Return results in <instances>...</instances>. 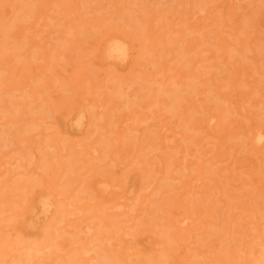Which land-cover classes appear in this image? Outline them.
Instances as JSON below:
<instances>
[{"label": "rangeland", "instance_id": "1", "mask_svg": "<svg viewBox=\"0 0 264 264\" xmlns=\"http://www.w3.org/2000/svg\"><path fill=\"white\" fill-rule=\"evenodd\" d=\"M14 1H16L17 4H23L24 3L23 0L22 1H20V0H1L0 1V5H1L0 10H2L4 8L3 4L7 3V5H8V6L6 5L7 10L5 11V13H8L7 19L8 18L9 19L8 20L5 19L6 20L5 22L8 26L12 22L10 19H12L14 16H16L15 18L18 17L17 18L18 20L20 19L19 21L17 20L18 25L16 24L13 27L11 26L12 27L11 30H10V27L6 26L9 28V29L7 28L6 31L7 32L10 31V33H12L16 30H20V31L22 30L23 33L25 32V37H24L25 39L22 38L24 35L23 34L22 36L20 35V37H19L20 39L18 38L16 41H18V40L22 41L23 39L26 41V40H28L27 39L28 35L29 36L31 35L32 38H35L34 42L37 41L36 43H39L40 45L37 47H34V48L32 47L28 51H25L26 53L24 52L25 54L23 53L21 55V57H18L17 53H19L20 51L16 50L15 48H13L14 50L9 49V50H5V51H1V53H0V93H1L0 95L2 96L1 97L2 100L4 98H6L3 100L4 102L2 104L5 105L4 103H6L7 105H10L9 106L10 112H6V109L3 107H1V109H0V128L9 129V131L6 133V137H5L7 139L0 142L3 144L4 142L7 141L6 142L7 144L4 143V145H2L3 147L0 146V264H15V263H18L17 262L18 259L23 260V261L31 260L29 264H41V263H44V264L45 263L46 264H105L104 260L99 259L100 253L101 254H108L109 253L110 255L114 254L115 256L126 254V255H124V257L122 255V257H123L125 262H130L131 260H130V258H127V255H128V252L131 253V248L133 246L136 247L137 249L142 248L143 250H147V249L150 250L151 248L155 247V251H154L155 254H159L161 252L160 249L165 248V247L171 248L170 251L168 250V252H172V253L175 252V254L176 253L180 254V252H181V254H185V252L186 253L187 252L193 253L194 251H196L195 249H192L193 247L197 248V250L203 251V253H202L203 257L200 260L199 259L197 260L196 257L193 258V256H192L188 260L189 264H191V263L192 264H254L255 262H259L263 256L262 250L264 248V244H263L264 239H262L263 237H258L257 229L264 222V189L260 191L258 188H256L257 185H256L254 180H257L258 176L263 177L262 175H264L263 173H262V175L260 174L262 172V169L264 172V149H261L260 150L261 152L258 151V153L256 155H253L252 160H255V161H252L250 159L251 157L246 153L247 148L249 146L246 144H244V145H246V147L244 145H242V146L240 145V144L244 143V141L241 142V140H242L241 138H238V137H240V135H238V133L242 129L240 127H239L240 129L236 128V127H237L238 123L239 124L244 123L243 124L244 126L249 127L250 124L258 123L261 121L264 122V103L261 102L259 104L258 101L255 102L254 105H249L247 103V104H245V107L240 106V109H241L240 114H234V115L229 114V116L227 117L228 119H226L227 122L225 121L224 126L218 127L219 129H222V130L225 129V131H224L225 134H223L224 137L222 136L221 138H215L213 136H205L206 135L205 132L208 131V127L203 128L204 130H202V131H204V132L200 131L198 133H197L198 127L196 129L195 128L192 129L190 127H191V124L192 125L194 123L196 124V121H197L196 126H198L199 122L201 121L199 119L203 118L204 113H205V111H204L205 108H202L201 106H205V104H207L205 100L209 99V97L212 95V93H211L212 91H210V90H212V88L213 89L216 88V90H217L218 86L215 84H224L225 82H228V79H227V81H224V80H226V77L228 78L229 76H231L230 74H250V75L256 76L257 79L258 78L261 79V75L264 74V63H263L264 62V40L263 39L259 40L256 38L258 33L262 34V36L264 37V20L262 17L261 18L259 17L257 21H253V20L249 21L248 16H247V14H249V13L250 14L254 13V16H256V15L258 16L259 14L262 15V13H264V7H263L264 0H240V1L235 0L237 2V5L235 6L236 9L232 8V9H229V11H228V12H231L233 10L232 12L236 13V11H237V13L242 14L243 18L242 17L238 18V21L240 20L239 21L240 23L238 22V24L239 25L242 24V26H244L243 31L245 34L244 33H242V34L238 33L236 36H234V37H239L240 39L242 38L241 39L242 42L239 43L240 39H238L237 40L238 42H237L235 39H233L234 37H232V41L234 43H236L238 49L240 47L239 50H241V47L243 48L247 45L245 43L247 36H248V38L250 37L252 39V42L250 45H253L255 47V50L251 51L249 54L253 55V53L254 54L258 53L257 55H258V57H260V59L258 57L256 58V59H258V62H255V63L249 62L250 60H244V58H242L241 55L240 56L237 54L232 55V52L226 54V56L224 55L225 56L224 57L221 55V52H222L221 50H219V52H217L218 49L215 47V45L207 44L206 47L207 48L209 47V49H207L204 45L203 46L200 45L199 47L194 46V43H196V42L194 41V39L192 40L190 38L196 36V34H198V32H196V31L191 32L190 30H185V29H187L186 28L187 25L186 24H179V22L181 21L180 18L182 17V14L180 13L179 10L181 8L184 9V7H186L188 5L182 6V7H180V6L176 7L178 9V11H176V13H177L176 15H173V14L170 15V13L167 12L166 14H164L165 16H163V15H161V12L159 9L161 7L164 8L163 7L164 5H165V7H167L168 5H166L164 3H166L168 0H158V1L157 0H152V1L151 0H125V1L124 0H53V1L51 0L50 1L49 0L48 2L46 0V1H43L42 5L40 4V6L45 5V7H47V9H45L44 6H43V8L38 6V4L41 2H37L36 5L32 4L33 7L35 5L36 8H38V9L40 8L39 11L36 12V14L40 13L41 16L43 14V18H44L41 20L40 23H36L35 19L36 18L39 19L38 17H36V18L35 17L34 18H23V15L25 14L26 9H19L15 15L12 14L11 12L14 9L9 8V7H11L10 5ZM141 1H142V3H141ZM171 1H169L167 3L169 4ZM44 2H46V3H44ZM259 2H260V4H258ZM61 3H64V4L62 5ZM157 3H159V4H157ZM46 4L50 5L52 8L49 10L48 9L49 6H47ZM73 4H75L74 5L75 8H74ZM112 4H113V6H112ZM228 4H229V2H226V5H228ZM139 5H143V7L145 9L141 6L139 7ZM156 5H159V6H156ZM170 5H171V3H170ZM119 7H120V9H119ZM126 7L133 8L134 11H132L131 13H127V12H129V9H127ZM147 7H148V9H147ZM194 7H195V9H194L195 13H192V15L193 14L194 15L190 16L191 17L190 22L193 23V22H200V21L204 20L203 17L206 14V11L200 10L197 6H194ZM208 7L211 8L212 6L209 5ZM141 8H143V10ZM176 8H175V10H177ZM188 8H189V6H188ZM258 9L259 10L263 9L262 13L261 12H259V14H258V12L255 13V11H258ZM56 10H59V12ZM121 10H122V12H121ZM146 10H149L151 12V15L150 14L146 15L148 13L145 12L146 14H145V16H143L144 11H146ZM223 10L224 9L222 8V12H223ZM21 11H23V13ZM110 11H113V12L111 13ZM117 11H120L119 14L116 13ZM209 11H211V13L214 14L212 16H215V17H211L210 18L211 20L213 18H215V20L217 18H219L218 17L219 12H217V10L216 11L213 10L214 11L213 12L212 9H210ZM226 11L227 10L225 7V10L223 12V13H225V15H227ZM20 12H21V14H20ZM47 12H49L48 13L49 16L46 15ZM115 13L117 15H121L122 18L118 19L117 15ZM135 13L136 14L138 13L137 14L138 16L135 15ZM211 13L209 14L210 16H211ZM131 14L134 15L135 18H133V16ZM59 15H61V16H59ZM127 15H128V17H130V19L127 17ZM50 16H54V17L58 16L59 18L60 17L61 18H60V20H58V17H57V19H56L57 21L55 20V25H54V22L52 23V20H50ZM123 16L126 19H123ZM172 16L174 19H172ZM21 17H22V19H21ZM78 17L81 20H79ZM136 17L139 18L140 21ZM140 17L141 18L143 17L142 20L150 17L149 20H151V21L147 22L145 25H143V23H140L142 21L140 19ZM169 19H171V20H169ZM43 20L50 23L52 26L50 27L49 25H46V23L43 22ZM136 20H137L138 24H136L137 23ZM58 21H60V24L57 25L56 22H58ZM126 21L129 22V24H127ZM130 21H131V23H130ZM169 21L173 22V24H171ZM175 21H178V23H175ZM227 21H228V23L232 22V20L229 19V17L225 18V16H224V17H222V21H220V23L226 24ZM13 22H16V21H13ZM218 22H219V20H218ZM253 22H256L258 27H260V30H258L259 28ZM33 23H35L34 26L32 25ZM69 23L71 25L74 24L73 26H75L74 27L75 29H71L70 34L64 33L65 31H67V28H68L64 24L68 25ZM132 23L134 25L135 24L136 25L135 26L131 25ZM164 23H165V25H164ZM216 24L218 25V23H216V22L213 25V27L215 29L214 33L215 32L216 33L221 32V29L223 30V28H222L223 26L222 25L217 26ZM31 25L33 27H31ZM36 25H37V27H36ZM149 25H150V27H149ZM246 26H248V27H246ZM6 27H5V29H6ZM58 27H60V29ZM147 27H148L149 31H148ZM53 28H55V29L57 28V30H55ZM82 28H84V29H82ZM151 28L153 29L152 30L153 33H151L152 32ZM155 28H156V30H155ZM170 29H172V30H170ZM175 29H176V31L177 30H183L182 33L184 32L183 37H181L182 38L181 41L179 40L180 46H177L178 43H174L175 39L177 40V38H178V37L175 38L176 37L175 35H177L175 33ZM248 29H249V32H248ZM228 30H229V28H228ZM230 30H231V28H230ZM173 31H174V33H173ZM204 31H205V29H204ZM261 31H262V33H261ZM36 32H38V33H36ZM147 32H150L151 36L149 35V38L147 36V38L145 39V35ZM63 33L65 34V37L63 36V39L61 38L58 40L57 37L58 36L62 37V35H64ZM112 33L114 35H117L120 33H121L120 35H122V33H123L126 37L128 36V38L132 42L135 43L134 46L137 47V51L131 55V57L128 59V61L122 62L121 60H117V61L108 60L104 56L105 54L102 51V49H103L102 47H103L104 43L106 42V38H107L106 36H108L109 34L112 35ZM182 33H179L178 36ZM0 34H3V33H0ZM57 34H59V35H57ZM154 34L156 36L158 34V36L156 37V36H154ZM171 35H174V37L171 38L170 37ZM2 36L0 35L1 41H3V39H4ZM82 36H84V37H82ZM102 36H104L105 39ZM230 37L231 36H229V38ZM42 39H44V40H42ZM45 39H46V41H45ZM154 39L156 40V42L158 40L160 41V39L161 40L166 39V40L165 41L163 40L164 43H161L159 45L157 51L156 50L151 51L150 53L149 52L148 53L142 52L143 51L142 45L150 44L153 42ZM172 39H174V40H172ZM253 39H256V40H253ZM66 40L69 41L68 43H66L67 45H64V47L61 46V43L63 41H66ZM150 40H151V42H150ZM163 41H161V42H163ZM46 42H47V45H46ZM238 43H239V45H238ZM163 44L166 47H169V49L175 48V46H176V48L173 50L171 49V51L168 50V48H167V50L166 49L162 50V49H160V47L163 46ZM187 44H190L191 47L190 46L186 47ZM173 45H174V47H173ZM66 46H67V48H66ZM141 46H142V48H141ZM0 47H1V45H0ZM53 47L59 48V49L57 48L58 49V50H56L57 52L53 49L56 53L53 50H51ZM185 48H187L188 50L190 49V52H188L187 54H182L184 51H186ZM32 49H33V51H32ZM210 49H212V50H210ZM0 50H4V49H0ZM243 50H244V48H243ZM167 51H168V53H167ZM33 52H35V53H33ZM58 52H59V54H58ZM212 52H216L217 54L216 53L212 54ZM60 53L65 54V55L63 56ZM141 53H144V54H141ZM199 53H200V55L198 56ZM190 56H193V57L191 58ZM206 56L209 59H206L207 58ZM219 56H221V57H219ZM158 57H160V58H158ZM215 57H216V59H215ZM247 59H248V57H247ZM56 64H57V66H56ZM155 70H157V71H155ZM55 74L56 75L61 74V76H63V74H64L67 77L66 78L67 83L65 82V86H63V85L61 86V84H60V86H58L59 84L54 85L53 86L54 88L53 87L50 88V90H49L50 93L48 91H46V93L43 94L44 96L49 98V102H46L45 107H43L44 110L40 114L32 113L31 111H29L28 114L21 116L22 113L20 110L23 109L22 105H19L17 107V108H19V110L14 112V109L16 108V106L11 105L10 101H8V103H7V99L9 100L11 98L14 99V101L20 102V103L28 102L27 100L31 101L32 99L35 98V96L37 98H39L38 93H36L35 95L30 93L29 96H27V97H26V95L24 96V94L26 93V91H29V90L34 89V91H36V89H39V88L43 89L44 86H46L44 83L45 78L53 75L52 76V79H53L56 76ZM172 74H174V75H172ZM178 74H179V76H178ZM180 74H181V76H180ZM194 74H197V75L200 74V77H202V78H200V77L199 78L201 80L204 77L209 78L207 76L210 75L211 79H209V80L212 84L209 82L210 83L209 85L205 83V87L202 86L204 84H202V81L198 77H196V78L199 79L200 81L196 80ZM163 75H165V78ZM212 75H214V76H212ZM61 76H60V78H61ZM72 76L74 77V80L78 81L80 79V81H81V82L78 81L79 83L75 81L74 83L75 84L77 83L76 85L73 83V81L71 82L75 85V87L77 86V88H75L71 83H70V85L68 83L73 79V78H71ZM116 76H118V77H116ZM137 76L139 78H137ZM157 76H158V78H157ZM190 76L194 77V79L192 80V78H190ZM75 77H76V79H75ZM84 77H86V79H88V77H89V81L86 82V79ZM113 77H114V79H113ZM126 77H127V79L130 77L129 80H127V82H133L132 87L129 88L130 91H135V90L136 91H138V90L142 91V92L139 91L137 93V95L134 96V99H131V101L129 103H127V106H132L134 104V106H135L134 108L143 109L142 107H140L137 104V103H139L137 101L138 100L142 101L143 99H144V101H145V99L147 101L148 97L150 98L151 94L154 96V94L156 95V93H157V95H156L157 98L151 97L148 101H153V102L159 103V100H160V104H161L163 102V99L164 100H167V99L171 100V97H173L175 95L172 94L171 97H169L168 95H166L164 93L162 94L160 91L165 90L166 86L162 85L161 82L167 81L166 85L168 84V88L173 89V87H174V85H173L174 81L173 80L175 79V77L176 78L181 77L180 79L185 78V79H183V83L178 88V91L181 90L180 92H182L181 98H179L175 102V103H178V101L180 100L182 103L179 102L180 106H176L177 108H175V109L173 107H168L169 109L166 107L162 110H159V106H161V105L164 106L163 103L161 105H157V106L153 105L150 109L144 108L145 109L144 111L149 112V114L153 118L151 117L146 122H141L140 123L141 126L139 125V127L141 129L140 131L131 132L128 129V124H131L133 126L138 125V122L135 121L134 119H130L126 123H123V120H124V117H122L123 113L126 109H128V108H125L124 105H122L120 108H114V109H112V111L109 110V112L107 113L108 116L106 118L102 116L101 119L98 120L96 123H99V125H101V126H103V125L105 126L104 123H106L107 127L105 126V128H102L101 126H98L97 132L94 133L93 136L88 138V139H86V137H84L82 135V132L79 134V132L76 131L75 135H70L71 130H69V129L67 130L66 128L63 129V127H65V125H64L65 122L63 121L64 115L69 114V112L71 113L73 108L74 109L72 112L76 111L77 108L80 107L84 103V100H87L86 99L87 96L89 97L88 98L89 101L91 99L90 102L97 101L99 104H102L101 106L103 108L101 106H96V107H94L95 109L93 108L95 111H96V108H97V111L103 109V111H105V113H106L108 106H106V105L103 106L104 102L108 98L115 96V95H112L111 89L109 88V86L110 85L111 86L116 85L114 81L122 82ZM245 78L246 77L241 76V78L238 81L244 80ZM68 79H70V80L68 81ZM147 79L148 80L150 79V80L148 81ZM159 79H161V81ZM189 79H191L193 81L192 85H189L190 83L186 82V81L190 82L191 80H189ZM260 79H258V80H260ZM61 80H62V78H61ZM162 80H164V81H162ZM203 80L207 81V79H205V78ZM46 81H47V78H46ZM82 81H85V82H82ZM137 81L138 82L140 81V82L138 83ZM208 81H207V83H208ZM241 82L242 81H240L238 83V85ZM82 84H83V86H82ZM87 84L92 85L89 90H86V88H85V86ZM102 85H103V87H102ZM107 85H109V86L107 87ZM210 85L211 86L213 85V86L211 87ZM225 85L229 86L226 83H225ZM238 85L236 87L237 89H235V88L231 89L230 87H227V86L225 88L221 87L219 89L221 91L225 90L224 92H226V93L237 94V96L234 95L233 97H235V96L240 97L239 95L242 96L240 91H242L245 88H242V86H241V85H243V83H241V85H240L241 87H239ZM70 86L77 89V91H74L75 89L72 90L70 88ZM257 86H259V84H257ZM5 87H7V89L10 87V88H13L14 90L13 89H9L11 91H9L7 89L3 90V88H5ZM15 87H16V90H15ZM151 87H152V89H151ZM184 87H186L185 88L186 90L184 89ZM198 87L201 89V90H199L200 93L198 92ZM209 87H210V89H208ZM192 88L194 91L192 90ZM155 89L158 91H154ZM203 89H204V91H203ZM5 90H7L6 93H8V92L9 93L8 94L4 93L3 91H5ZM104 90H106L107 92ZM150 90L151 91L153 90V91L151 92ZM190 90H192L193 92H191ZM206 90H208V91H206ZM103 92L106 94H102ZM237 92H239L240 94H238ZM139 93H140V95H139ZM143 93L144 94L146 93L144 98H143V96H144ZM185 93H186V95L184 96L183 94H185ZM210 93H211V95H210ZM147 94H148V96H147ZM195 96H196V98H195ZM188 97L190 99L189 101H188ZM158 98H160V99L157 101ZM125 99H127V98L126 97H116V100L122 104L125 101ZM154 99H156V100H154ZM256 99H259V97H256ZM203 100L205 101V103ZM214 101L216 103L222 102V100H219V99L217 101L216 100H214ZM214 101L209 99L208 105L211 106L214 103ZM187 102H189V105H188L189 108L187 107V104H188ZM191 103H194V105ZM200 103H202L201 106H200ZM216 103H214V105ZM130 104H132V105H130ZM190 104L193 106L196 105L197 108L199 107V109H197L196 106L195 107L190 106ZM224 104L227 105L226 103H224ZM256 104H257V106H256ZM35 105L36 104H33V106H35ZM109 105L112 106L113 105L112 102H111V104L109 103ZM220 105H218V106H220ZM24 108H26V107H24ZM176 109H178L179 111ZM195 109H197L198 111H195L194 117H189L192 119V120H190V123H187L186 125L183 124V126H184L183 128H182V125L179 127V125L182 123V122L180 123V121H184V123H185V121L187 120L186 118L183 119V117L186 115L185 117L188 118V116H190L191 111H194ZM201 109H203V110L201 111ZM216 109L217 108H214V110L212 109L211 111L215 112V111H217ZM25 110L27 111V109H25ZM156 110H158V111H156ZM248 110H251V111H248ZM180 111H182L183 113H179ZM176 112H178V113H176ZM201 112L202 113L204 112V113L202 114ZM259 112H261V113H259ZM117 113L119 115L121 114V117L119 115H117ZM140 114H141V112H138L135 116L139 117ZM152 114L155 116H153ZM161 114H164V120L163 121H160L159 120L160 118H156V115L160 117ZM187 114H189V115H187ZM201 114H202V116H201ZM182 115H183V117H180ZM230 115L232 116V118L230 117ZM242 115H243V117H242ZM249 115H250L251 119L249 118ZM20 116L22 118L24 117L22 119V121L20 120V122H18V123L12 122L16 118H19ZM199 116H201V118H199ZM195 117H197V118L195 119ZM117 118L120 120L119 122H117V120H116ZM236 118H237V120H236ZM230 119H231V121L233 120L234 122L232 121L233 122L232 123L230 121V123H229L228 120H230ZM10 120H11L10 123L5 124L6 122H9ZM27 120H32V121L34 120L35 122L37 121L40 123V125L35 127V128H32V127L30 128V126H29L30 124L27 122ZM251 121H252V123H251ZM163 122H169L168 125L173 126L179 132L184 133L185 131H187L186 132L187 134L192 133V135L188 134L189 136L194 137V138L192 137L190 141L188 140L190 143L188 141L187 142L183 141L184 142L183 144L185 145L186 150H191V149H187L188 146L196 149L198 146L196 147V145H197L196 143L194 145L195 138H198V137L202 138L203 137L204 140H202L201 145H204V146H200L198 148L199 154H198V151L196 150L193 155H189L187 157V160H185V157L184 158L181 157V155H183V154L181 152L177 151V149H181V148H184V150H185V147H183V146H178V148L174 147L176 145L175 141L174 142L172 141L168 148L161 147V145H158V148H154L153 145H155L156 143L158 144L161 140L160 138H157L158 132L161 131L159 129V127H157V126L159 124H163ZM204 122H206V121H204ZM155 123H157V124H155ZM231 124H232V127L233 126H235V127H233V128L229 127L231 129V131H230L227 128H228V126H231ZM225 125H226V127H225ZM142 127H144V129H142ZM60 128H62V129H60ZM233 129L236 130V132H234ZM98 131H100V132H98ZM101 131L104 134H108V135H104ZM227 131L228 132L230 131V132L228 133ZM61 133H62V136H61ZM101 133H102V135H101ZM118 133H119V135H117ZM133 133H135V134H133ZM227 133H228V136H226ZM57 134L59 136H57ZM135 135H137L138 137L141 136V138H140L141 140L139 138H137V136H135ZM116 136L118 138H120L119 142L116 141ZM65 137L66 138L68 137V138L65 140H62V138H65ZM100 137H103L106 140V142H105L106 144L99 141ZM112 137H114L113 140H112ZM206 137H207V139H206ZM232 137H233V139H232ZM178 138H180V136ZM75 139L81 140L78 143V144H80L78 146V148L81 147V145H84V146L86 145L85 146L86 149H89L88 145H90V144L98 145L100 147L101 151L100 152H97V151L93 152L92 157H93V155L94 156L97 155L96 157L101 156V158H95V159L92 158L93 160L90 158L89 162L85 161V159H84L85 155L83 153L84 151H80V153H79V150L76 151L75 148H72L73 147L72 143L76 141ZM218 140H221V142H219ZM226 140H227V142H226ZM107 141L109 142V144H107ZM121 141H123V142L121 143ZM209 141H211V143ZM224 141L226 144H223ZM55 142L59 143V146H57L59 151H57L56 148H54L52 146V144H54ZM112 142H114L115 145ZM217 142H218V144H217ZM239 142H240V144H239ZM50 143H51V146H49ZM219 143H222L223 145L219 144ZM103 144H104V146H103ZM238 144H239V146H238ZM218 145H219V147H218ZM211 146L212 147L214 146L215 150ZM223 146H225V147H223ZM236 146H237V148H236ZM209 147H211V148H209ZM220 147L225 152L220 150L221 149ZM232 147H235L236 149H233ZM110 148L111 149L113 148V149L109 152ZM60 149L62 152L60 151ZM217 149H219L221 152H219V150L216 151ZM228 150H229V155L227 154ZM203 151H205V152L206 151H211V152L213 151V152L212 153L208 152L207 153L208 155L204 156V159H203L204 161L202 160L204 162V165H207V166H204V168L198 172H196V171L193 172L194 174H191L192 176L187 175V177L183 176L181 178L180 172L177 173L176 171H174L173 175L180 177V179L172 181L171 179H165L163 177L164 174H167L166 172L157 174V172L155 170V168L158 167V168H161L162 170L166 171L167 169H164L165 168L164 166L166 165V163H168L170 161L172 162V160L176 159V158L177 159L180 158L177 161H179V162L184 161V164L188 165V163L195 161L196 160L195 158H197L198 155H201V152H203ZM63 152H64V154H62ZM121 152H123V153H121ZM218 152L220 154H217L218 157H216L215 160H217V158H220V156H223V157L225 156L224 158H227V160L219 162L218 164L214 165V167L212 168L211 165L208 163V161H205V160H207L210 157V155L212 156L214 153H218ZM261 153H263V154H261ZM257 155H259L261 158V159L259 158V161L257 158L254 159V157H256ZM169 156H171V157H169ZM237 156H238V158H237ZM246 156H248L249 158H247ZM59 157H60V159L58 160ZM223 157L220 159L223 160ZM15 158L18 159L17 161L19 163L16 161ZM22 158H23V160H22ZM170 158L172 160H170ZM233 158H235V159H233ZM245 159H247V160H245ZM262 159H263V163L261 164ZM164 160H166L165 163H163ZM6 161L8 162V164ZM202 161L199 160L198 162L202 163ZM149 162L151 164H149ZM240 162H241V164H240ZM245 162H247V163L253 162L251 164L252 166L250 167V169H248L251 174L247 173L249 171H247L245 173V171L247 170V169L243 168V166H245L247 164ZM9 163H10V165H9ZM87 163H90V164H87ZM60 164H63V165L61 166ZM84 164L87 166H85ZM1 165H4L3 169L1 168L2 167ZM88 165L91 167V169H89L90 167ZM225 165H228V167L231 165L230 167L232 169L238 168L239 171L236 173H232V175L233 176H234V174H235V176L239 175L238 177H235V176L234 177L235 178H241L242 177L240 181L242 182V180H243L245 183L242 184L240 182H236V184L237 183H239V184H238L237 188H235L233 191L235 194V197L231 198L228 194L227 195L221 194L222 196L221 195L220 196L223 199L227 200V201H222V203H221V202H219V199H218L219 195L216 193L214 194L212 192L213 190L210 189V187H211V185L212 186L214 185L212 183L213 182L215 183L216 179H217L216 182L218 181L220 183H223V180H224L223 178H225V179L227 178V180L229 178H234L229 173L230 171L226 169L227 166H225ZM180 166H181V168L183 167L182 164H180L179 167ZM195 166L196 165L190 166L189 168H187V170H185V173H188L189 171H191V169H195L197 167V166L196 167ZM6 167H7V169H6ZM174 167H175V165L171 166V168L167 171L169 173H172V169ZM206 167H210L211 169H216L217 171L215 170L213 172L214 174H212V172L210 170H209V172H207L208 169ZM147 170L150 173H147V176L145 178L142 177V175H144ZM199 172H202L203 174H205L204 176L207 177V179H208V180H206V178L204 179L207 181L206 189L209 190V191H207V194L205 193V195L206 196L208 194L211 195V197L208 196V198H205V196H201V195L196 194L195 198H197V195L200 197L199 199H197V201L200 204L196 201V199H194V195H192V194L189 195L187 193L186 188H184L183 186L180 188V186L182 185L181 184L182 182L184 183V182H186V180H187V182L190 180L192 181L193 175H195L196 173H199ZM113 173H117V174H115V176L118 177V181H120V182H121V180L122 181L126 180L127 175H129V177H127L128 180H131L130 178L134 177L136 174H141V179L144 183L146 181H147V183L150 182V185L147 188H145L146 190L142 189V191L141 190L138 191V196L139 195L142 196L140 199H142V200L145 199L144 200L145 202L143 201V203H142V200L139 199L140 202L138 201L139 203H137V205L134 207L135 208L134 210H131L129 206H126V207L119 206V207L112 208L111 206H113L115 204L116 199L113 201H109V202L99 203L98 201L101 200L99 195L102 194V192L99 190V187L97 188L98 182H100L101 181L100 179L105 177V175L113 176L114 175ZM253 173L256 176H254ZM168 174L166 176H168ZM225 174H230V175L228 177H226ZM221 175L222 176L224 175L222 179L220 178ZM208 177H211V178L215 177V178H213L214 181L212 182ZM247 181H249V182L251 181L253 183L246 184ZM113 182H116V181H113ZM125 182L129 183L130 181L129 182L125 181ZM138 182H140V181H138ZM224 182H225V180H224ZM228 182H226V184ZM45 183L47 185H45ZM51 183H53V185ZM56 183H58V185H56ZM17 185H19V186H17ZM48 185H49V187L51 186L50 189H52V188L54 189L53 186H55V189L57 190L59 187V189L61 188V190L63 192L62 194H59L58 196H56L58 200L62 199L60 201L65 200L64 202H61L62 203L61 206L63 208L65 207L64 211H63V213L60 212L58 214V217L59 218L62 217L63 221L59 222V220H57V219L55 220L56 224L52 227V231H53V234L56 235V237L53 239H50V240L47 239V242L53 243V246H50V247L44 249V252H36L33 249H28L29 243H27V242L19 243V242L22 239H34L36 237L38 238L41 236L40 228L43 227V225H41V224H44V221L46 220V217L44 215H41L42 219L40 217L39 222L37 220L38 223L36 222V224L38 225V227L36 225H34L35 227L34 226L28 227L27 223H28V219H30L32 217V215H31L32 203L34 202L36 196H38L39 192L41 193V191H42V189L40 187H42L43 190H44V188H45V190H47L49 188V187H47ZM22 186H24V187L20 188ZM225 186L228 187L227 185H225ZM86 187L88 189L89 188L90 189L88 190ZM39 188L41 189V191L38 192V190H40ZM157 188H158V190H157ZM66 189H70L72 191L65 192ZM57 191H59V190H57ZM163 191H164V193H163ZM231 194H232V192H231ZM236 194H238V196H236ZM68 195H72V196L70 198H68L67 197ZM145 195L149 196V197H145ZM179 197H180V199H179ZM209 198H211V202L210 201L208 202ZM212 198H214V199L217 198V199H216V201L214 199L212 201ZM193 199H194V201H193ZM200 199H203V200H200ZM205 199H207V200H205ZM151 200H156L157 203H155V205H154L152 202L150 203ZM177 200L178 201L180 200L181 202L180 201L179 202L181 204ZM66 202H70V203L68 204ZM71 202H73V204H71ZM128 202L132 203V200H128ZM182 202L183 203L185 202L186 204L185 203L183 204ZM193 202H195L196 208H198V207L201 208V210H200V208H198V212H199V210H200V212H202V214L199 215L200 216L199 220L197 219L196 222L197 223H203L206 220V222L209 221L211 223V221H212L215 224L211 223V225L206 226V228H201L200 230L197 231L198 233H202L203 236L202 235H193V234L187 235V240L185 241V243L181 242V238L183 236L179 232L178 233L176 232V234L174 236L175 237L174 240L169 239L170 238V236L168 237L169 232H166V231L161 232V229L164 230V226H162V225L165 224L167 222V220H169L168 218H170V217H168V216H174L178 211L179 212L180 211H186V210L191 211L190 209L192 208ZM205 202L207 204L212 203L210 206L214 205V206H212V208H213V212L216 211L215 214H212V213L207 214L205 212L206 206H207ZM225 202H227V203H225ZM84 204L86 205V209L84 211L79 210L78 206L84 205ZM178 204H180L182 207L180 206V208H178L179 207ZM216 204H218V205L216 206ZM183 205H185V206H183ZM66 206H67V209H66ZM89 206H90V208H89ZM141 207L142 208L144 207V210H145V208L148 207L149 208V210H147L148 212L145 211L144 213H142V211L140 209ZM156 207H160V208H158L160 211L155 210ZM162 207H163V210H162ZM71 208H73V209L76 208V210L74 209L73 211H70ZM101 208H103V209H101ZM214 208H215V210H214ZM126 211H128V214H129L128 216H127V214L126 215L124 214ZM95 213H96V216H94ZM158 215H160V216H158ZM155 216H158V217L156 218ZM87 217H89V218H87ZM141 217H143V218H141ZM104 219H106L110 222H112V220H115V222L116 221H118V222L115 224L113 223L111 228L105 229L104 231H102L97 236V238H100L101 240H97L94 243L93 242L90 243V240L93 237V229H90V226L94 225L95 222H101ZM124 219L125 220L130 219V220L125 222ZM154 219H157V220L154 221ZM144 220H145V223H143ZM141 221H142V223H141ZM89 223L91 224L90 226H89ZM157 223L158 224L163 223V224L160 226H156ZM68 224L71 226H68ZM116 224H117V226H116ZM76 225H79L78 227L80 228V230L82 232L79 231L78 227L76 228ZM131 225H134V227H132ZM66 228L67 229L69 228V229L67 230ZM102 229H104V228H102ZM17 236H19L20 238H17ZM149 236L152 237V239H153L152 241H150V240L148 241V239L146 241L145 238H147ZM13 239H16V240H13ZM160 239H162L164 241L166 240V242H167L166 246H164L163 244H157L156 243V241H158ZM3 240H7L8 245L6 247L3 246L5 244L3 242ZM9 242L13 245L10 246ZM121 243H123V244H121ZM54 244H57L58 247H56ZM188 245H189V247H191L190 249L187 247ZM91 246H95L94 249H92L91 251H87V247H91ZM181 246L182 247L185 246V247L182 248ZM145 247H146V249H145ZM136 248H134V249L136 250ZM134 249H132V250L134 251ZM31 253H34L35 255H33ZM227 254H228V256H226ZM173 255L174 254H172V256H170L168 258V260H170L172 262V264H180L179 262L175 261L176 256L175 255L173 256ZM34 256H36V257H34ZM91 257H93L92 260H91ZM94 257H95V259H94ZM253 257H257V258L255 260H253L252 259ZM134 258L138 259V256H135ZM135 264H162V263L157 262V261H153V260H146L145 262H142V260H138Z\"/></svg>", "mask_w": 264, "mask_h": 264}, {"label": "bare ground", "instance_id": "2", "mask_svg": "<svg viewBox=\"0 0 264 264\" xmlns=\"http://www.w3.org/2000/svg\"><path fill=\"white\" fill-rule=\"evenodd\" d=\"M1 1V0H0ZM20 1H22V0H20ZM24 1V3L23 4H17V2L16 1H14L13 3H11V7H9V8H13L14 10H12V14H16L17 13V11L19 10V9H26V12H25V14L23 15V18H36V17H38L39 19H35V22L36 23H40L41 22V20L42 19H44L43 18V14H42V16L40 15V13H38V14H36V12L37 11H39V9L38 8H36L35 7V5H36V3L37 2H41V3H39L38 4V6H40V4L42 5V2L43 1H46V0H23ZM49 0H47V2H48ZM51 1V0H50ZM53 1V0H52ZM125 1V0H124ZM152 1V0H151ZM158 1V0H157ZM169 1H171V0H168L167 2H169ZM238 1V0H237ZM240 1V0H239ZM9 2V1H8ZM148 2V1H147ZM146 2V3H147ZM166 2V1H165ZM164 3V4H166V5H168L167 7H165V5L163 6L164 8H160L159 10H160V12H161V15H163V16H165L164 14H166L167 12L168 13H170V15H176L177 13H176V11H178V9L176 8V7H178V6H180V7H182V6H186V5H188L189 6V8H188V6H186V7H184V9L183 8H179L180 10V13L182 14V17L180 18L181 19V21L179 22V24H186L187 25V29H185V30H190L191 32H193V31H196V32H198V34H196V36H194V37H192V38H190V39H194V41L196 42V43H194V46H200V45H204L205 47H206V45L207 44H211V45H215V47L218 49V51L217 52H219V50H221L222 52H221V55L222 56H226V54H228V53H230V52H232V55H241L242 56V58H244V60H250L249 62H251V63H255V62H258V59H256L257 57H258V53L257 54H254L253 53V55L252 54H249L251 51H254L255 50V47L253 46V45H250L251 44V42H252V39L249 37L248 38V36H247V38H246V41H245V43L248 45H246L245 47H243L244 48V50H243V48L241 47V50H239L240 49V47H239V49H238V47H237V45H236V43H234L233 41H232V37H234V36H236L238 33H240V34H242V33H244V31H243V29H244V26H242V24L241 25H239L238 24V22L240 21H238V18H240V17H242V14H240V13H237V11H236V13L235 12H232L231 10V12H228L229 11V9H236V5H237V2L235 1V0H172L170 3H171V5H170V3L168 4V3ZM226 2H229V4L228 5H226ZM246 2V1H245ZM44 3H46V2H44ZM43 3V4H44ZM130 3V2H129ZM141 3H142V1H141ZM140 3V4H141ZM144 3V2H143ZM150 3V2H149ZM195 3V4H194ZM240 3V2H239ZM256 3V2H255ZM32 4H35L34 5V7H33V5ZM49 4V3H48ZM62 5L64 4V3H61ZM92 4V3H91ZM128 4V3H127ZM148 4V3H147ZM157 4H159V3H157ZM190 4V5H189ZM242 4V3H241ZM258 4H260V2L258 3ZM4 5V8L2 9V10H0V33H3V34H0L4 39H3V41H1L0 40V45H1V47H0V49H4V50H0V53H1V51H5V50H9V49H13V48H15L16 50H19L20 52L19 53H17V55H18V57H21V55L25 52V51H28L30 48H34V47H37V46H39L40 44L39 43H36L37 41H35L34 42V39L35 38H32L31 37V35L29 36L28 35V40H24L25 38V32L23 33V31L21 32L20 30H16V31H14V32H12V33H10V31H6L7 30V28L8 27H10V30L12 29V27L14 26V25H18V23H17V18H15L16 16H14L12 19H10L12 22H11V24L8 26L7 24H6V20H8L7 19V14L8 13H5V11L7 10V7H6V5H7V3L6 4H3ZM47 5V4H46ZM75 4H73V6H74ZM105 5V4H104ZM108 5V4H107ZM120 5V4H119ZM146 5V4H145ZM161 5V4H160ZM163 5V4H162ZM209 5H211L212 7L211 8H209L208 6ZM240 5V4H239ZM1 6V5H0ZM8 6V5H7ZM44 7H45V5H43ZM43 6H40V7H42L43 8ZM47 6H49V10L52 8L50 5H47ZM112 6H113V4H112ZM143 7V5H139V7ZM156 6H159V5H156ZM194 6H197L200 10H202V11H206V14L204 15V20H202V21H200V22H190V19H191V15H192V13H195L194 12V9H195V7ZM245 6V5H244ZM78 7V6H77ZM104 7V6H103ZM121 7V6H120ZM120 7H119V9H120ZM130 7V6H129ZM129 7H126L127 9H129V12H127V13H131L132 11H134L133 10V8H129ZM137 7V6H136ZM225 7H226V14L227 15H225V13H223L224 12V10H225ZM246 7V6H245ZM263 7H264V5H263ZM74 8H75V6H74ZM122 8V7H121ZM144 8V7H143ZM143 8H141L142 10H143ZM159 8V7H158ZM157 8V9H158ZM175 8L177 9V10H175ZM186 8V9H185ZM209 8V9H208ZM222 8L224 9L223 10V12H222ZM251 8V7H250ZM254 8V7H253ZM45 9H47V7H45ZM44 9V10H45ZM86 9V8H85ZM135 9V8H134ZM145 9V8H144ZM147 9H148V7H147ZM171 9V10H170ZM193 9V10H192ZM197 9V8H196ZM210 9H212V11L213 10H217V12H219V18H217L216 20H215V18H213L212 20L210 19L211 17H215V16H212V15H214V14H212L211 13V11H209ZM63 10V9H62ZM117 10V9H116ZM123 10V9H122ZM122 10H121V12H122ZM141 10V11H142ZM56 11H58L59 12V10H56ZM139 11V10H138ZM262 11H263V9H261V10H259L258 9V11H255V13L256 12H258V14H259V12H261L262 13ZM22 13H23V11H21ZM21 12H20V14H21ZM43 12V11H42ZM45 12V11H44ZM111 13L113 12V11H110ZM115 12V11H114ZM119 12L120 11H117L116 13L117 14H119ZM145 12H147L148 14H146ZM159 12V13H160ZM214 12V11H213ZM216 12V13H217ZM36 15H35V14ZM49 12H47V14L46 15H48L49 16V14H48ZM75 13V12H74ZM115 13V14H116ZM211 13V16L209 15ZM247 13V12H246ZM245 13V14H246ZM60 14V13H59ZM62 14V13H61ZM80 14V13H79ZM116 14V15H117ZM138 14V13H137ZM136 13H135V15H137ZM144 14V15H143ZM142 15L143 16H145V14L146 15H151V12L149 11V10H146V11H144V13H143ZM124 15V14H123ZM132 15V14H131ZM141 15V16H142ZM194 15V14H193ZM192 15V16H193ZM218 15V14H217ZM21 16V15H20ZM47 16V17H48ZM59 16H61V15H59ZM126 16V15H125ZM133 16V18H135V16L134 15H132ZM138 16V15H137ZM225 16V18H227V17H229V19H231L232 20V22L231 23H228V21H227V23L226 24H223V23H220V21H222V17H224ZM247 16H248V20L249 21H251V20H253V21H257L258 20V18L260 17H262L263 18V20H264V13H262V15H256V16H254V13H249V14H247ZM58 17V16H57ZM57 17H54V16H50V20H52V23L54 22V25H55V20L57 19ZM63 17V16H62ZM109 17V16H108ZM127 17H128V15H127ZM147 17V16H146ZM190 17V18H189ZM46 18V17H45ZM61 18V17H60ZM60 18L58 17V20H60ZM65 18V17H64ZM79 18V17H78ZM117 18L118 19H121L122 18V16L121 15H117ZM129 19H130V17H128ZM127 18V19H128ZM137 18V17H136ZM143 18V17H142ZM142 18L140 17V19L142 20ZM149 18L150 17H148V18H145V19H143L140 23H143V25H145L147 22H150L151 20H149ZM163 18V17H162ZM189 18V19H188ZM243 18V17H242ZM6 19V20H5ZM21 19H22V17H21ZM123 19H126L124 16H123ZM138 20H139V18H137ZM172 19H174L173 18V16H172ZM20 20V19H19ZM18 20V21H19ZM63 20V19H62ZM79 20H81L80 18H79ZM84 20V19H83ZM155 20V19H154ZM169 20H171V19H169ZM218 20H219V22H218ZM227 20V19H226ZM13 21H16V22H13ZM57 21V20H56ZM85 21V20H84ZM122 21V20H121ZM125 21V20H124ZM134 21V20H133ZM132 21V22H133ZM140 21V20H139ZM247 21V20H246ZM10 22V21H9ZM33 22V21H32ZM43 22H45L46 23V25H49L50 27L52 26L50 23H48V22H46L45 20H43ZM65 22V21H64ZM79 22V21H78ZM127 22V21H126ZM136 22H137V20H136ZM162 22V21H161ZM171 24H173V22H171V21H169ZM218 23V25L217 26H223L222 28H223V30L221 29V32H215L214 33V27H213V25H214V23ZM224 22V21H223ZM259 22V21H258ZM29 23V22H28ZM63 23V22H62ZM71 23V22H70ZM69 23V24H70ZM97 23V22H96ZM125 23V22H124ZM130 23H131V21H130ZM134 23V22H133ZM131 24V25H134V24ZM175 23H178V21H175ZM240 23V22H239ZM253 23H255L256 24V22H253ZM24 24V23H23ZM56 24L58 25V24H60V21H58V22H56ZM67 25V24H64L65 26H67L68 28H67V31H65L64 33H71L70 31H71V29H75L74 27L75 26H73V25ZM126 24V23H125ZM127 24H129V22H127ZM136 24H138V22L136 23ZM135 24V25H136ZM247 24V23H246ZM28 25V24H27ZM33 26L35 25V23H33L32 24ZM31 25V27H33ZM41 25V24H40ZM45 25V26H46ZM63 25V26H64ZM77 25V24H76ZM96 25V24H95ZM94 25V26H95ZM134 25V26H135ZM164 25H165V23H164ZM257 25V24H256ZM6 26H8V27H6ZM12 26V27H11ZM93 26V27H94ZM127 26V25H126ZM160 26V25H159ZM172 26V25H171ZM5 27H6V29H5ZM36 27H37V25H36ZM146 27V26H145ZM149 27H150V25H149ZM162 27V26H161ZM246 27H248V26H246ZM257 27H258V25H257ZM59 29H60V27H58ZM66 28V27H65ZM64 28V29H65ZM228 28H229V30H228ZM230 28H231V30H230ZM254 28V27H253ZM256 28V27H255ZM259 29L258 30H260V27H258ZM9 29V28H8ZM30 29V28H29ZM36 29V28H35ZM53 29H55V28H53ZM52 29V30H53ZM58 29V30H59ZM82 29H84V28H82ZM147 29H148V27H147ZM162 29V28H161ZM204 29H205V31H204ZM38 30V29H37ZM55 30H57V28L55 29ZM62 30V29H61ZM60 30V31H61ZM80 30V29H79ZM153 29L151 28V31H152ZM155 30H156V28H155ZM170 30H172V29H170ZM246 30V29H245ZM251 30V29H250ZM255 30V29H254ZM257 30V29H256ZM28 31V30H27ZM44 31V30H43ZM148 31H149V29H148ZM150 31V32H151ZM182 31L183 30H177L176 31V29H175V33L177 34V35H175L176 37L175 38H177V40L175 39V42L174 43H178L177 44V46H180V42H179V40L181 41V37H183V35H184V32L182 33ZM29 32V31H28ZM35 32V31H34ZM45 32V31H44ZM150 32H147L146 33V35H145V39L147 38V36H148V38H149V35L151 34V33H153V31L150 33ZM163 32V31H162ZM248 32H249V29H248ZM257 32V31H256ZM255 32V33H256ZM27 33V32H26ZM33 33V32H32ZM36 33H38V32H36ZM54 33V32H53ZM56 33V32H55ZM63 33V34H64ZM137 33V32H136ZM171 33V32H170ZM173 33H174V31H173ZM179 33H182V34H180L179 36H178V34ZM195 33V32H194ZM261 33H262V31H261ZM24 34V35H23ZM35 34V33H34ZM68 34V35H69ZM77 34V33H76ZM117 34V33H116ZM121 34V33H120ZM120 34H117V35H114L113 33H112V35L111 34H107L108 36H106L107 38H106V42L104 43V45H103V49H102V51H103V53L105 54L104 56L106 57V59H108V60H115V61H117V60H121L122 62L123 61H128V59L131 57V55L132 54H134L136 51H137V47H135L134 45H135V43L134 42H132L129 38H128V36L126 37L123 33H122V35H120ZM134 34V33H133ZM172 34V33H171ZM239 34V35H240ZM245 34V33H244ZM250 34V33H249ZM257 34V33H256ZM255 34V35H256ZM20 35L22 36L23 35V37L22 38H24L22 41H16L19 37H20ZM27 35V34H26ZM57 35H59V34H57ZM61 35V34H60ZM137 35V34H136ZM140 35V34H139ZM35 36V35H34ZM63 36L65 37V34L64 35H62V37H60V36H58L57 37V39L59 40V39H63ZM151 36V35H150ZM154 36H156L155 34H154ZM157 36H158V34H157ZM156 36V37H157ZM229 36H231L230 38H229ZM27 37V36H26ZM41 37V36H40ZM68 37V36H67ZM82 37H84V36H82ZM102 37H104V36H102ZM171 38L172 37H174V35H171L170 36ZM42 38V37H41ZM137 38V37H136ZM161 38V37H160ZM257 39H263L264 40V37L262 36V34H260V33H258L257 34V37H256ZM11 39V40H10ZM20 39V38H19ZM104 39H105V37H104ZM139 39V38H138ZM162 39V38H161ZM160 39V41L158 40L157 42H156V40L154 39L153 40V42L152 43H150V44H144V45H142L143 46V48H142V46H141V48L143 49V51L142 52H146V53H150L151 51H157L158 50V47H159V45L161 44V43H164V41L166 40H161ZM233 39H235L236 41L238 40V39H240L239 37H234ZM242 39V38H241ZM240 39V41H239V43L240 42H242V40ZM42 40H44V39H42ZM57 40V41H58ZM76 40V39H75ZM86 40V39H85ZM172 40H174V39H172ZM189 40V39H188ZM215 42H214V41ZM234 40V41H235ZM253 40H256V39H253ZM45 41H46V39H45ZM62 41V40H61ZM67 41V42H66ZM66 41H63L62 43H61V46H63L64 47V45H67L66 43H68L69 41L68 40H66ZM146 41V40H145ZM161 41H163V42H161ZM232 41V42H231ZM41 42V41H40ZM56 42V41H55ZM150 42H151V40H150ZM172 42V41H171ZM238 42V41H237ZM78 43V42H77ZM182 43V42H181ZM239 43H238V45H239ZM12 44V45H11ZM43 44V43H42ZM45 44V43H44ZM46 45H47V42H46ZM175 45V44H174ZM174 45H173V47H174ZM182 45V44H181ZM45 46V45H44ZM191 47V45L190 44H187V46L186 47ZM244 46V45H243ZM259 46V45H258ZM262 46V45H261ZM76 47V46H75ZM162 47V48H161ZM160 47V49H162V50H167V48H168V50H170L171 51V49L173 50V49H175L176 48V46H175V48H171V49H169V47H166L164 44H163V46H161ZM263 47V46H262ZM40 48V47H39ZM58 48V47H57ZM56 47H53L51 50H58ZM66 48H67V46H66ZM73 48V47H72ZM207 48V47H206ZM69 49V48H68ZM192 49V48H191ZM207 49H209V47L207 48ZM216 49V50H217ZM261 49V48H260ZM14 50V49H13ZM41 50V49H40ZM46 50V49H45ZM53 50V51H54ZM178 50V49H177ZM185 50L186 51H182L183 53L182 54H187L188 52H190V49L188 50L187 48H185ZM188 50V51H187ZM204 50V49H203ZM202 50V51H203ZM206 50V49H205ZM210 50H212V49H210ZM32 51H33V49H32ZM31 51V52H32ZM42 51V50H41ZM44 51V50H43ZM54 51V52H55ZM197 51V50H196ZM8 52V51H7ZM45 52V51H44ZM57 52V51H56ZM55 52V53H56ZM207 52V51H206ZM210 52V51H209ZM26 53V52H25ZM24 53V54H25ZM33 53H35V52H33ZM54 53V54H55ZM144 53H141V54H144ZM159 53V52H158ZM167 53H168V51H167ZM211 53V52H210ZM214 53H216V52H212V54H214ZM9 54V53H8ZM38 54V53H37ZM58 54H59V52H58ZM57 54V55H58ZM60 54H62V53H60ZM165 54V53H164ZM217 54V53H216ZM28 55V54H27ZM63 56L65 55V54H62ZM163 55V54H162ZM172 55V54H171ZM200 55V53L198 54V56ZM38 56V55H37ZM46 56V55H45ZM61 56V55H60ZM183 56V55H182ZM224 56V57H225ZM260 56V55H259ZM11 57V56H10ZM49 57V56H48ZM47 57V58H48ZM140 57V56H139ZM191 58L193 57V56H190ZM207 57V56H206ZM219 57H221V56H219ZM218 57V58H219ZM247 57H248V59H247ZM26 58V57H25ZM29 58V57H28ZM46 58V57H45ZM134 58V57H133ZM132 58V59H133ZM158 58H160V57H158ZM165 58V57H164ZM259 59H260V57H258ZM263 58V57H262ZM27 59V58H26ZM44 59V58H43ZM155 59V58H154ZM167 59V58H166ZM206 59H209L208 57L206 58ZM215 59H216V57H215ZM39 60V59H38ZM198 60V59H197ZM62 63V62H61ZM161 63V62H160ZM264 63V62H263ZM227 64V63H226ZM258 64V63H257ZM52 65V64H51ZM62 65V64H61ZM56 66H57V64H56ZM229 66V65H228ZM248 66V65H247ZM178 67V66H177ZM243 67V66H242ZM177 69V68H176ZM230 69V68H229ZM155 71H157V70H155ZM235 72V71H234ZM56 75V74H55ZM118 75V74H117ZM155 75V74H154ZM172 75H174V74H172ZM189 75V74H188ZM187 75V76H188ZM192 75V74H191ZM231 76H229L228 78L226 77V80H224V81H227V79H228V82H225L226 84H228L229 86H227V85H225V83L224 84H215V85H217L218 86V88H217V90H216V86L214 87L215 89H213L212 88V90H210V91H212L211 93H212V95H211V93H210V97H209V99L210 100H212V101H214V100H222V102H215L214 101V103H216L215 105H214V103L211 105V106H209L208 104V102H209V99H207V100H205L206 101V103L207 104H205V106H201V104L203 103H200V106L202 107V108H205L204 109V111H205V113H204V116H203V118L202 119H199V118H201V116H202V114H201V116H199V120H201L200 122H199V124H198V126H196L197 125V121H196V124L194 123L193 125L191 124V127L190 128H197L198 127V129H197V133L198 132H204V131H202V130H204L203 128L204 127H208V131L207 132H205V136H213V137H215V138H221L222 136H223V134H225V129L224 130H222V129H219L218 127H222V126H224V123H225V121H226V119H228L227 117L229 116V114H240L241 113V109H240V106H242V107H245V104H249V105H254L255 104V102H257L258 101V103L260 104L261 102H263L264 103V74H262L261 75V79L260 78H258V79H260V80H258L257 78H256V76H254V75H250V74H230ZM250 75V76H249ZM53 76V75H52ZM52 76H50V77H46L47 78V81H46V78H45V85L46 86H44V88L43 89H36V91H34V89L33 90H29V91H26V93L24 94V96L26 95V97L27 96H29V94L30 93H32V94H36V93H38L39 94V98H37L36 96H35V98L34 99H32L31 101H29V100H27L28 102H24V103H20V102H16V101H14V99H7V103H8V101H10V103H11V105H15L16 106V108L14 109V112L15 111H18L19 110V108H17L19 105H22L23 106V109L22 110H20L21 111V116H23V115H25V114H28L29 113V111H31L32 113H38V114H40L41 112H43V107H45V104H46V102H49V98L48 97H46V96H44L43 94H45L46 93V91H48L49 92V90H50V88L51 87H53L54 85H58V86H60V84H61V86L63 85V86H65V82H66V76L63 74V76H61V74H58V75H56L53 79H52ZM60 76H61V78H62V80H61V78H60ZM141 76V75H140ZM164 76V78H165V75H163ZM178 76H179V74H178ZM180 76H181V74H180ZM194 76H195V78L196 77H200V74H194ZM212 76H214V75H212ZM241 76H244V77H246L244 80H240V81H242L241 83H243V85H241V83L238 85V83L240 82V81H238L240 78H241ZM31 77V76H30ZM44 77V76H43ZM116 77H118V76H116ZM151 77V76H150ZM149 77V78H150ZM172 77V76H171ZM204 77V76H203ZM207 77H209V78H206V77H204L205 79H207V81L209 80V79H211V76L209 75V76H207ZM71 78H73L70 82H68L69 83V85H70V83L73 81V83L76 81V80H74V77L72 76ZM81 78V77H80ZM85 79H86V77H84ZM124 78V77H123ZM130 78V77H129ZM129 78L127 79V77L122 81V82H117V81H114L115 82V84L116 85H107V87L109 86V88L111 89V93H112V95H115V96H113V97H110V98H106L107 100L104 102V104H103V106H108V108H107V112L105 113V111H103V109H101V110H98L97 111V108H96V111L94 110L95 108L94 107H96V106H101L102 104H99L97 101H93V102H90L91 101V99H90V101H89V97L87 96L86 97V99L87 100H84V103L80 106V107H78L77 108V110L76 111H74V112H72L73 111V109H72V111H71V113L69 112V114H67V115H64V118H63V121L65 122V127H63V129H69V130H71V134L70 135H75V133H76V131H78L79 132V134L82 132V135L84 136V137H86V139H88V138H90V137H92L93 136V134L94 133H96L97 132V128H98V126H101V125H99V123H96L98 120H100L101 119V117L103 116V117H107L108 116V112H109V110H111L112 111V109H114V108H120L122 105H124L125 106V108H128V109H126L125 111H124V113H123V116L122 117H124V120H123V123H126L128 120H130V119H134L135 121H137L138 122V125L137 126H133V125H131V124H128V129L131 131V132H134V131H140L141 129H140V127H139V125H140V123L141 122H146L149 118H151L152 116L149 114V112H145L144 110V108H148V109H150L153 105L154 106H157V105H161L162 103L164 104V106H159V110H162V109H164V108H168V107H173L174 109L175 108H177L176 106H180V103L179 102H181L180 100L178 101V103H175L176 102V100H178L179 98H181V95H182V92H180V91H178V88L180 87V85L183 83V79H185V78H182V79H180V78H176L175 77V79L173 80L174 81V87H173V89H171V88H168V84L166 85V82H161L162 83V85H165L166 86V89L165 90H163V91H160L162 94L164 93V94H166V95H168L169 97H171V95L172 94H174L175 96H173V97H171V100H164L163 99V102L160 104V98H158L157 99V101L159 100V103L158 102H153V101H148L151 97L152 98H154V97H156L157 98V93H156V95L154 94V96L151 94V96H150V98L148 97V100L146 101V99H145V101H144V97H145V95H146V93L144 94V96H143V100L141 101V100H138L137 102H139V103H137L140 107H142L143 109H138V108H134L135 106H134V104L132 105V104H130V105H132V106H127V103H129L130 101H131V99H134V96H136L137 95V93L140 91V90H138V91H130L129 90V88L130 87H132V84H133V82H127V80H129ZM137 78H139L138 76H137ZM144 78V77H143ZM142 78V79H143ZM153 78V77H152ZM157 78H158V76H157ZM190 78H192V80L194 79V77H192V76H190ZM200 78H202V77H200ZM199 78V79H200ZM203 78V79H204ZM219 78V77H218ZM225 78V77H224ZM44 79V78H43ZM49 79V80H48ZM75 79H76V77H75ZM82 79V78H81ZM113 79H114V77H113ZM188 79V78H187ZM199 79H197L196 78V80H199ZM201 80L202 81V84H204V85H202V86H204L205 87V83L206 84H210L211 82H210V80L208 81V83H207V81L206 80ZM214 79V78H213ZM42 80V79H41ZM70 79H68V81H69ZM104 80V79H103ZM118 80V79H117ZM148 80V79H147ZM150 80V79H149ZM148 80V81H149ZM153 80V79H152ZM160 81H161V79H159ZM158 80V81H159ZM189 80H191V79H189ZM186 81L187 83H190L189 85H192V82L193 81ZM199 80V81H200ZM78 81H80V79L78 80ZM78 81H76V82H78ZM89 81V77H88V79H86V82H88ZM162 81H164V80H162ZM169 81V80H168ZM53 82V83H52ZM81 82V81H80ZM82 82H85V81H82ZM91 82V81H90ZM138 82V81H137ZM140 82V81H139ZM138 82V83H139ZM156 82V81H155ZM195 82V81H194ZM210 82V83H209ZM213 82V81H212ZM47 83V84H46ZM67 83V82H66ZM73 83H71L74 87H75V85L77 84H73ZM79 83V82H78ZM173 83V82H172ZM200 83V82H199ZM214 83V82H213ZM262 83V84H261ZM114 84V83H113ZM127 86H126V85ZM186 84V83H185ZM212 84V83H211ZM257 84H259V86H257ZM26 85V84H25ZM149 85V84H148ZM170 85V84H169ZM188 85V84H187ZM186 85V86H187ZM212 85V86H213ZM237 85L239 86V87H241L242 86V88H245V89H243L242 91H240V93L242 94V96L241 95H239L240 97H236L237 96V94H235V93H226V92H224V91H221L219 88H225L226 86L227 87H230L231 89H237L236 87H237ZM241 85V86H240ZM82 86H83V84H82ZM91 86L92 85H90V84H87L86 86H85V88H86V90H89L90 88H91ZM134 86V85H133ZM184 86V85H183ZM200 86V85H199ZM211 86V85H210ZM211 86V87H212ZM25 87V86H24ZM74 87H72V86H70V88L73 90V89H75V88H77V86L74 88ZM101 87V86H100ZM102 87H103V85H102ZM141 87V86H140ZM158 87V86H157ZM156 87V88H157ZM203 87V88H204ZM20 88V87H19ZM54 88V87H53ZM149 88V87H148ZM154 88V87H153ZM165 88V87H164ZM183 88V87H182ZM186 87H184V89H185ZM4 89H7V87H5V88H3V90ZM9 89H13V88H8L7 90H9ZM25 89V88H24ZM151 89H152V87H151ZM208 89H210V87L208 88ZM230 89V90H231ZM7 90H5V91H3L4 93H6L7 92ZM14 90V89H13ZM15 90H16V87H15ZM61 90V89H60ZM186 90V89H185ZM184 90V91H185ZM192 90H193V88H192ZM192 90H190L191 92H193ZM199 90H201L199 87H198V92H199ZM9 91H11V90H9ZM74 91H77V89H75ZM104 91H106V90H104ZM151 91V90H150ZM153 91V90H152ZM151 91V92H152ZM154 91H158V90H154ZM183 91V90H182ZM203 91H204V89H203ZM206 91H208V90H206ZM209 91V92H210ZM2 92V93H3ZM90 92V91H89ZM107 92V91H106ZM140 92H142V91H140ZM3 93V94H4ZM9 93V92H8ZM8 93H6V94H8ZM50 93V92H49ZM52 93V92H51ZM150 93V92H149ZM190 93V92H189ZM200 93V92H199ZM205 93V92H204ZM238 94H240L239 92H237ZM1 94V93H0ZM102 94H106V93H102ZM161 94V95H162ZM188 94V93H187ZM101 95V94H100ZM139 95H140V93H139ZM165 95V96H166ZM178 95V96H177ZM184 96L186 95V93L185 94H183ZM202 95V94H201ZM205 95V94H204ZM234 95H236L235 97H233ZM23 96V97H24ZM93 96V95H92ZM109 96V95H108ZM147 96H148V94H147ZM163 96V95H162ZM164 96V97H165ZM194 96V95H193ZM2 96L0 95V109H1V107H3V108H5L6 109V112H10L9 110H10V108H9V106L10 105H7L6 103H4L5 105H3L2 103L4 102L3 100L4 99H6V98H4L3 100H2V98H1ZM116 97H126L127 99H125V101L123 102V104L122 103H119L117 100H116ZM167 97V96H166ZM165 97V98H166ZM183 97V96H182ZM256 97H259V99H256ZM136 98V97H135ZM141 98V97H140ZM147 98V97H146ZM186 98V97H185ZM193 98V97H192ZM195 98H196V96H195ZM83 99V98H82ZM81 99V100H82ZM139 99V98H138ZM187 99V98H186ZM116 100V101H115ZM152 100V99H151ZM154 100H156V99H154ZM190 99H189V97H188V101H189ZM194 100V99H193ZM135 101V100H134ZM141 101V102H140ZM185 101V100H184ZM196 101V100H195ZM204 101V100H203ZM205 101H204V103H205ZM111 102H112V106L111 105H109V103L111 104ZM186 102V101H185ZM193 102V101H192ZM197 102V101H196ZM226 103L227 105H225L224 103ZM13 103V104H12ZM182 103V102H181ZM188 104H187V107H188V105H189V102H187ZM198 103V102H197ZM33 104H36L35 106H33ZM80 104V103H79ZM191 104H193L194 105V103H191ZM190 104V106H192V107H195V106H193V105H191ZM199 104V103H198ZM197 104V105H198ZM211 104V103H210ZM221 104V105H220ZM258 104V105H259ZM218 105H220V106H218ZM244 105V106H243ZM199 106V105H198ZM256 106H257V104H256ZM24 107H26V108H24ZM76 107V106H75ZM102 107V106H101ZM186 107V108H187ZM191 107V108H192ZM94 108V109H93ZM103 108V107H102ZM172 108V109H173ZM179 108V107H178ZM189 108V107H188ZM196 108H197V106H196ZM214 108H217L216 110L217 111H215V112H213V111H211L212 109L214 110ZM25 109H27V111L25 110ZM76 109V108H75ZM169 109V108H168ZM184 109V108H183ZM197 109H199V107L197 108ZM197 109H195L194 111H191V113H190V116H188V118L187 117H183V115L182 116H180V117H183V119L184 118H186L187 120L185 121V123H184V121H180V125H179V127L182 125V128L184 127L183 126V124L184 125H186L187 123H190V120H192L191 118H189V117H194L195 115V111H198ZM155 110V109H154ZM176 110H178V109H176ZM192 110V109H191ZM203 109H201V111H202ZM13 111V110H12ZM156 111H158V110H156ZM171 111V110H170ZM179 111V110H178ZM190 111V110H189ZM208 111V112H207ZM248 111H251V110H248ZM13 112V113H14ZM138 112H141V114H140V116L139 117H136L135 115L138 113ZM188 112V111H187ZM186 112V113H187ZM12 113V114H13ZM156 113V112H155ZM154 113V114H155ZM159 113V112H158ZM176 113H178V112H176ZM179 113H183L182 111H180ZM247 113V112H246ZM259 113H261V112H259ZM116 114V113H115ZM112 115V114H111ZM117 115H119L118 113H117ZM153 115V114H152ZM158 115V114H157ZM156 115V118H160L159 120L160 121H163L164 120V114H161L160 115V117L159 116H157ZM180 115V114H179ZM187 115H189V114H187ZM19 117V118H16L14 121H12L13 123L15 122V123H18V122H20V120L22 121V119L24 118H22V117ZM110 116V115H109ZM120 117H121V114L119 115ZM126 116V117H125ZM135 116V117H134ZM153 116H155V115H153ZM177 116V115H176ZM119 117V118H120ZM166 117V116H165ZM170 117V116H169ZM198 117V116H197ZM197 117H195V119L197 118ZM230 117L232 118V116L230 115ZM229 117V118H230ZM242 117H243V115H242ZM111 118V117H110ZM153 118V117H152ZM234 118V117H233ZM249 118H250V115H249ZM41 119V118H40ZM108 119V118H107ZM166 119V118H165ZM180 119V118H179ZM182 119V118H181ZM204 119V120H203ZM251 119V118H250ZM117 120V122H119L120 120L117 118L116 119ZM176 120V119H175ZM236 120H237V118H236ZM204 121H206V122H204ZM229 121V123H230V121H231V119L230 120H228ZM233 121V120H232ZM231 121V122H232ZM11 122V120L9 121V122H6L5 124H8V123H10ZM27 122L30 124L29 126H30V128L32 127V128H35V127H37V126H39L40 125V123L39 122H35L34 120L32 121V120H27ZM110 122V121H109ZM227 122V121H226ZM234 122V121H233ZM232 122V123H233ZM258 122V121H257ZM251 123H252V121H251ZM105 124V126H106V123H104ZM155 124H157V123H155ZM169 124V122H163V124H159L157 127H159V129L161 130L160 132H158V134H157V138H160L161 140H160V142L157 144H155V145H153V147L154 148H158V145H161V147H165V148H168L169 146H170V143L173 141H175V143H176V145L174 146V147H177L178 148V146H183V147H185V145L183 144L184 142L183 141H185V142H187L188 140L190 141L191 140V138L193 137V136H189L188 134H191L192 135V133H186L187 131H185L184 133H182V132H179V131H177L173 126H169L168 125ZM227 124V123H226ZM244 123H242V124H239L238 123V125H237V127L236 128H241L242 130H240V132L238 133V135H240V137H238V138H241L242 140H241V142L242 141H244V143L243 144H240V142H239V144L242 146V145H244V144H246V145H248L247 147V154L251 157L250 159L252 160V156L253 155H256L257 153H258V151H260L261 149H264V122H258V123H253V124H250L249 125V127H247V126H244L243 125ZM249 124V123H248ZM150 125V124H149ZM154 125V124H153ZM190 125V124H189ZM188 125V126H189ZM229 125V124H228ZM227 125V126H228ZM235 125V124H234ZM247 125V124H246ZM105 126L103 125V126H101L102 128H105ZM141 126V125H140ZM107 127V126H106ZM187 127V126H186ZM225 127H226V125H225ZM229 127H232V124H231V126H228V130H230L231 131V129L229 128ZM233 127H235V126H233ZM232 127V128H233ZM247 127V128H246ZM100 128V127H99ZM205 128V129H206ZM224 128V127H223ZM235 128V129H236ZM239 128V129H240ZM60 129H62V128H60ZM142 129H144V127H142ZM147 129V128H146ZM178 129V128H177ZM181 129V128H180ZM189 129V128H188ZM226 129V130H227ZM237 130V129H236ZM236 130H234L233 129V131L234 132H236ZM246 130V131H245ZM9 131V129H2V128H0V142L1 141H3V140H6L7 138H5L6 137V133ZM62 131V130H61ZM60 131V132H61ZM159 131V130H158ZM229 131V132H230ZM245 131V132H244ZM98 132H100V131H98ZM102 132V131H101ZM130 132V133H131ZM228 132V131H227ZM228 132V133H229ZM63 133V132H62ZM62 133H61V136H62ZM103 133V132H102ZM102 133H101V135H102ZM228 133L226 134V136H228ZM64 134V133H63ZM104 134V133H103ZM123 134V133H122ZM121 134V135H122ZM133 134H135V133H133ZM143 134V133H142ZM78 135V134H77ZM104 135H108V134H104ZM117 135H119V133L117 134ZM120 135V136H121ZM197 135V134H196ZM48 136V135H47ZM57 136H59L58 134H57ZM56 136V137H57ZM97 136V135H96ZM95 136V137H96ZM135 136H137V135H135ZM180 136V138H178ZM204 136V137H205ZM231 136V135H230ZM109 137V136H108ZM212 137V138H213ZM224 137V136H223ZM68 138V137H67ZM66 137L65 138H62V140H65V139H67ZM137 138H141V136H137ZM194 138V137H193ZM95 139V138H94ZM114 139V137H112V140ZM144 139V138H143ZM206 139H207V137H206ZM232 139H233V137H232ZM11 140V139H10ZM76 140V139H75ZM97 140V139H96ZM122 140V139H121ZM141 140V139H140ZM139 140V141H140ZM145 140V139H144ZM202 140H204V138L202 137H198V138H195V140H194V145H195V143L197 144L196 145V149H194V148H192V147H190V146H188L187 147V149H191V150H186V147H185V150H184V148H181V149H177V151L178 152H181L183 155H181V157L182 158H184L185 157V160H187V157L189 156V155H193L194 154V152L197 150L198 151V148L200 147V146H204V145H201L202 144ZM238 140V139H237ZM14 141V140H13ZM81 140L80 139H77L75 142H71L72 143V148H75L76 149V151H78L79 150V153H80V151H84L83 153H84V155H85V161H88L89 162V159L91 158H93V159H95V158H101V156H99V157H96V156H94L93 155V157H92V153L93 152H95V151H97V152H100L101 150H100V147L98 146V145H94V144H90V145H88L89 147V149H86V145L84 146V145H81V147H79L78 148V146L80 145V144H78L79 142H80ZM91 141V140H90ZM99 141L100 142H102V143H105L106 142V140L103 138V137H100L99 138ZM98 141V142H99ZM116 141H120V138H118L117 136H116ZM188 141V142H189ZM219 142H221V140H218ZM7 142V141H6ZM6 142H4V143H6ZM96 142V141H95ZM115 142V141H114ZM114 142H112L113 144H114ZM123 141H121V143H122ZM131 142V141H130ZM134 142V141H133ZM156 142V141H155ZM210 143H211V141H209ZM214 142V141H213ZM226 142H227V140H226ZM4 143L2 144V143H0V146H2V145H4ZM70 143V144H71ZM190 143V142H189ZM215 143V142H214ZM7 144V143H6ZM106 144V143H105ZM107 144H109V142L107 141ZM129 144V143H128ZM163 144V145H162ZM217 144H218V142H217ZM219 144H222V143H219ZM223 144H226L225 143V141L223 142ZM222 144V145H223ZM230 144V143H229ZM239 144H238V146H239ZM115 145V144H114ZM119 145V144H118ZM206 145V144H205ZM221 145V146H222ZM228 145V144H227ZM234 145V144H233ZM246 145H244L245 147H246ZM49 146H51V143H50V145ZM52 146L54 147V148H56V150L57 151H59V149H58V147L57 146H59V143L57 142H55L54 144H52ZM103 146H104V144H103ZM122 146V145H121ZM120 146V147H121ZM230 146V145H229ZM235 146V145H234ZM3 147V146H2ZM113 147V146H112ZM212 147V146H211ZM211 147H209V148H211ZM217 147V146H216ZM218 147H219V145H218ZM223 147H225V146H223ZM228 147V146H227ZM231 147V146H230ZM153 148V149H154ZM213 149H214V146L212 147ZM221 148V147H220ZM219 148V149H220ZM233 149H236L237 148V146H236V148L235 147H232ZM113 149V148H112ZM111 148H110V150H109V152L112 150ZM116 149V148H115ZM162 149V148H161ZM164 149V148H163ZM202 149V148H201ZM212 149V150H213ZM219 149H217L216 151H218ZM232 149V150H233ZM67 150V149H66ZM124 150V149H123ZM126 150V149H125ZM215 150V149H214ZM220 150H222V148L220 149ZM219 150V152H221ZM60 151H61V149H60ZM222 151H224V150H222ZM245 151V150H244ZM62 152V151H61ZM125 152V151H124ZM127 152V151H126ZM147 152V151H146ZM208 152H211V151H203V152H201V155H198L199 154V151H198V156H197V158H195L196 160L195 161H192V162H190V163H188V165H185L184 164V161H182V162H179V161H177V160H179V159H171L170 158V160H172V162L170 161V162H168V163H166V165L164 166L165 168L164 169H167V170H169L170 168H171V166H173V165H175V167L172 169V173H169L167 170L165 171V170H162L161 168H158V167H156L155 168V170H156V172H157V174L158 173H169L168 174V176H166L167 174H164L163 175V177L165 178V179H171L172 181L173 180H177V179H180V177H178V176H174L173 175V172L174 171H176L177 173H179L180 172V176H181V178L183 177V176H186L187 177V175L188 176H192L191 174H194L193 172H198V171H200V170H202L203 168H204V166H207V165H204V156H206V155H208L207 153ZM213 152V151H212ZM211 152V153H212ZM214 153L212 156L210 155V157L207 159V160H205V161H208V163L211 165V167L213 168L214 167V165H216V164H218L219 162H221V161H225V160H227V158H224L223 156H220V158H222L223 157V160H221L220 158H217V160H215V158L216 157H218L217 156V154H220V153ZM225 152V151H224ZM231 152V151H230ZM237 152V151H236ZM235 152V153H236ZM261 152V151H260ZM263 152V151H262ZM68 153V152H67ZM66 153V154H67ZM121 153H123V152H121ZM174 153V152H173ZM62 154H64V152L62 153ZM61 154V155H62ZM175 154V153H174ZM224 154V153H223ZM227 154L229 155V150H228V152H227ZM231 154V153H230ZM261 154H263V153H261ZM83 155V154H82ZM91 155V156H90ZM107 155V154H106ZM237 155V154H236ZM60 156V155H59ZM63 156V155H62ZM243 156V155H242ZM241 156V157H242ZM84 157V156H83ZM106 157V156H105ZM169 157H171V156H169ZM236 157V156H235ZM244 157V156H243ZM247 158H249L248 156H246ZM82 158V157H81ZM104 158V157H103ZM122 158V157H121ZM128 158V157H127ZM237 158H238V156H237ZM258 159V161H259V158H260V156L259 155H257L256 157H254V159ZM16 159V161L18 160L17 158H15ZM60 159V157L58 158V160ZM92 159V160H93ZM119 159V158H118ZM151 159V158H150ZM233 159H235V158H233ZM261 159V158H260ZM20 160V159H19ZM22 160H23V158H22ZM74 160V159H73ZM128 160V159H127ZM130 160V159H129ZM202 161V163H199L198 161ZM240 160V159H239ZM245 160H247V159H245ZM61 161V160H60ZM59 161V162H60ZM64 161V160H63ZM150 161V160H149ZM157 161V160H156ZM162 161V160H161ZM165 161L166 160H164L163 161V163H165ZM252 161H255V160H252ZM7 162V161H6ZM13 162V161H12ZM18 162V161H17ZM73 162V161H72ZM151 162V161H150ZM149 162V164H151ZM237 162V161H236ZM19 163V162H18ZM61 163V162H60ZM63 163V162H62ZM158 163V162H157ZM177 163V164H176ZM245 163H247V162H245ZM253 162H250V163H247L245 166H243V168H245V169H247L246 171H245V173L247 172V171H249L248 169H250V167L252 166L251 164H252ZM263 163V159L261 160V164ZM7 164H8V162H7ZM6 164V165H7ZM23 164V163H22ZM87 164H90V163H87ZM180 164H182V168H181V166L179 167V165ZM238 164V163H237ZM240 164H241V162H240ZM5 165V166H6ZM9 165H10V163H9ZM61 166L63 165V164H60ZM65 165V164H64ZM67 165V164H66ZM85 165V164H84ZM194 165H196L194 168L195 169H191V171H189L188 173H185V170H187V168H189L190 166H194ZM258 165V164H257ZM2 167V169H3V167H4V165H1ZM85 166H87V165H85ZM89 166V165H88ZM94 166V165H93ZM92 166V167H93ZM225 166H227L226 167V169L227 170H229L230 172V174L232 175V173H236V172H238L239 170H238V168H235V169H232L230 166L228 167V165H225ZM262 166V165H261ZM70 167V166H69ZM90 167V166H89ZM155 167V166H154ZM208 170H207V172H209V170L212 172V174H214L213 172L216 170V169H211L210 167H206ZM222 168V167H221ZM256 168V167H255ZM5 169V168H4ZM6 169H7V167H6ZM70 169V168H69ZM89 169H91V167L89 168ZM96 169V168H95ZM219 169V168H218ZM240 169V168H239ZM242 169V168H241ZM253 169V168H252ZM261 169V168H260ZM121 171V170H120ZM217 171V170H216ZM221 171V170H220ZM242 171V170H241ZM244 171V170H243ZM252 171V170H251ZM134 172V171H133ZM111 173V172H110ZM132 173V172H131ZM147 173H150V172H148V170L146 171V173L144 174V175H142V177H146L147 176ZM248 174H251L250 173V171L249 172H247ZM258 173V172H257ZM262 173L264 174V172H263V169H262V172L260 173L261 175H262ZM114 175L113 176H108V175H105V177H103L102 179H100L101 181L100 182H98V186H97V188L99 187V190L102 192V194H100L99 196H100V198H101V200L100 201H98L99 203H102V202H109V201H113V200H115L116 199V201H115V204L113 205V206H111L112 208H114V207H119V206H124V207H126V206H129L130 207V209L131 210H134L135 208V206L137 205V203H139L140 202V200H142V199H140L142 196H138V191H142V189H145V188H147L149 185H150V182H148L147 183V181L144 183L143 181H142V179H141V174H136L134 177H132V178H130L131 180H128V178L127 177H129V175H127L126 176V180H121V182L120 181H118V177L117 176H115V174H117V173H113ZM207 174V173H206ZM230 174H225L226 175V177H228ZM254 174V173H253ZM252 174V175H253ZM85 175V174H84ZM161 175V174H160ZM205 174H203L202 172H199V173H196L195 175H193V180L191 181H188L187 182V180H186V182H182L181 184V186H180V188L183 186L184 188H186V191H187V193L189 194V195H194V199H196V201H197V199H199L200 197L198 196V195H201V196H205V198H208V196L209 197H211V195H205V193L207 194V191H209V190H207L206 189V187H207V181L206 180H208L207 179V177H205L204 176ZM208 176V175H207ZM224 176V175H223ZM223 176L221 175L220 176V178L222 179L223 178ZM233 176V175H232ZM234 176H235V174H234ZM233 176V177H234ZM239 176V175H238ZM238 176H235V177H238ZM254 176H256L255 174H254ZM253 176V177H254ZM263 177H260V176H258V179L257 180H254L255 181V183H256V188H258L260 191L261 190H263L264 189V175H262ZM12 177V176H11ZM111 177V178H110ZM229 178L228 180H227V178L225 179V178H223L224 180H225V182H224V180H223V183H220V182H216V180H215V183L213 182L214 180H213V178H215V177H213V178H211V177H208L213 183L212 184H214L213 186L211 185V187H210V189H212L211 191L215 194H218L219 195V197H218V199H219V202H221L222 203V201H227V200H225V199H223L221 196V194H224V195H229L231 198L232 197H235V194H234V189L235 188H237V186H238V184L239 183H237L236 184V182H240V183H245L243 180H242V182L240 181L241 180V178ZM252 177V178H253ZM206 178V180H204ZM246 178V177H245ZM244 178V179H245ZM7 179V178H6ZM141 179V180H140ZM255 179V178H254ZM113 181H116V182H113ZM125 181H130L129 183H127V182H125ZM138 181H140V182H138ZM185 181V180H184ZM229 181V182H228ZM57 182V181H56ZM206 182V183H205ZM226 182H228L227 184H226ZM217 183V184H216ZM225 183V184H224ZM249 183H253V182H249V181H247L246 182V184H249ZM52 185H53V183H51ZM211 184V183H210ZM209 184V185H210ZM224 184V185H223ZM24 185V184H23ZM43 185V184H42ZM45 185H47L46 183H45ZM56 185H58V183H56ZM97 185V184H96ZM165 185V184H164ZM208 185V186H209ZM225 185H227L228 187H226ZM17 186H19V185H17ZM25 186V185H24ZM24 186H22V187H20V188H23ZM41 186V185H40ZM94 186V185H93ZM47 187H49V185L47 186ZM51 187V186H50ZM50 187L47 189V190H45V188H44V190H43V188L42 187H40L41 189H42V191H41V189L40 190H38V192L39 191H41V193L39 192V194H38V196H36V198H35V200H34V202L32 203V206H31V209H32V211H31V215H32V217L30 218V219H28V223H27V226L28 227H32V226H34V225H36L37 227H38V225L36 224V222H37V220H38V222H39V219H40V217H41V215H44L45 217H46V220L44 221V224H41V225H43V227L42 228H40V232H41V236L40 237H36V238H34V239H22V240H20V242L19 243H24V242H27V243H29V245H28V249H33V250H35L36 252H44V249H46V248H48V247H50V246H53V243H51V242H47V239H53V238H55L56 237V235H54L53 234V231H52V227L56 224V219L57 220H59V222H61V221H63V219H62V217H58V214L61 212V213H63V211H64V208L61 206L62 205V203L61 202H64V201H60V200H62V199H60V200H58L57 199V197L56 196H58L59 194H62L63 192H62V190H61V188L59 189V187H58V189L57 190H59V191H57L56 189H55V186H53L54 187V189L52 188V189H50ZM89 187V186H88ZM179 187V186H178ZM87 188V187H86ZM150 188V187H149ZM194 188V189H193ZM242 188V187H241ZM88 189V188H87ZM86 189V190H87ZM90 189V188H89ZM88 189V190H89ZM120 189V190H119ZM161 189V188H160ZM240 189V188H239ZM61 190V191H60ZM98 190V189H97ZM146 190V189H145ZM157 190H158V188H157ZM189 190V191H188ZM69 191H72V190H70V189H66L65 190V192H69ZM166 191V190H165ZM64 192V193H65ZM158 192V191H157ZM161 192V191H160ZM231 192H232V194H231ZM107 193V194H106ZM163 193H164V191H163ZM212 193V194H213ZM261 193V192H260ZM263 193V192H262ZM57 194V195H56ZM151 194V193H150ZM154 194V193H153ZM196 194H198L197 195V198H195V195ZM188 195V196H189ZM221 195V196H220ZM72 195H68L67 197L68 198H70ZM236 196H238V194H236ZM144 197V196H143ZM145 197H149V196H146L145 195ZM253 197V196H252ZM203 198V197H202ZM215 198V197H214ZM214 198H212V201H213V199ZM240 198V197H239ZM140 199V200H139ZM179 199H180V197H179ZM194 199H193V201H194ZM217 199V198H216ZM216 199H214L215 201H216ZM70 200V199H69ZM128 200H132V203H130V202H128ZM145 200V199H144ZM144 200H142V203H143V201ZM200 200H203V199H200ZM205 200H207V199H205ZM204 200V201H205ZM71 201V200H70ZM78 201V200H77ZM139 201V202H138ZM178 201V200H177ZM180 201V200H179ZM178 201V202H179ZM192 201V200H191ZM211 202V198H209V200H208V202ZM230 201V200H229ZM76 202V201H75ZM145 202V201H144ZM153 203L154 205H155V203H157V201L156 200H151L150 201V203ZM161 202V201H160ZM181 202V201H180ZM179 202V203H180ZM198 202V201H197ZM248 202V201H247ZM66 203H70V202H66ZM183 203V202H182ZM185 203V202H184ZM183 203V204H184ZM199 203V202H198ZM197 203V204H198ZM206 203V202H205ZM225 203H227V202H225ZM243 203V202H242ZM71 204H73V202H71ZM162 204V203H161ZM160 204V205H161ZM181 204V203H180ZM180 204H178V208H180ZM186 204V203H185ZM200 204V203H199ZM212 204V203H211ZM211 204H207L206 203V210H205V212L207 213V214H215L216 213V211H214L213 212V208H212V206H214V205H212V206H210ZM215 204V203H214ZM140 205V204H139ZM159 205V206H160ZM163 205V204H162ZM161 205V206H162ZM203 205V204H202ZM218 204H216V206H217ZM240 205V204H239ZM76 206V205H75ZM147 206V205H146ZM160 206V207H161ZM183 206H185V205H183ZM200 206V205H199ZM160 207H156V209L155 210H159L158 208H160ZM182 207V206H181ZM190 207V206H189ZM89 208H90V206H89ZM198 208H200V207H198ZM198 208H196V204H195V202H193L192 203V208L190 209L191 211H189V210H186V211H178L174 216H168V217H170V218H168L169 220H167V222L165 223V224H163V223H161V224H156V226H160V225H162V226H164V230L163 229H161V232H164V231H166V232H169V235H168V237L170 236V238L169 239H175V234H176V232L178 233H180L183 237L181 238V242L182 243H185V241L187 240V235H190V234H193V235H202V233H198L197 231L198 230H200L201 228H206V226H208V225H211V223H214V222H212L211 221V223L208 221V222H206V220L203 222V223H197L196 222V220L198 219L199 220V218H200V214H202V212H200V210H201V208H200V210H199V212H198ZM66 209H67V206H66ZM75 210H76V208H74ZM73 208H71V210L70 211H73L74 210ZM78 209L79 210H85L86 209V205L84 204V205H79L78 206ZM101 209H103V208H101ZM141 209V211H142V213H144L145 211H147V210H149V208L147 207V208H145V210H144V207L142 208H140ZM162 210H163V207H162ZM204 210V209H203ZM214 210H215V208H214ZM217 210V209H216ZM160 211V210H159ZM218 211V210H217ZM148 212V211H147ZM156 212V211H155ZM158 213V212H157ZM156 213V214H157ZM199 213V214H198ZM218 213V212H217ZM125 215L127 214V216L129 215L128 214V211H126L125 213H124ZM150 214V213H149ZM87 215V214H86ZM142 215V214H141ZM94 216H96V213H95V215ZM93 216V217H94ZM100 216V215H99ZM158 216H160V215H158ZM158 216H155L156 218L158 217ZM92 217V216H91ZM131 217V216H130ZM87 218H89V217H87ZM141 218H143V217H141ZM160 218V217H159ZM167 218V217H166ZM233 218V217H232ZM41 219H42V217H41ZM131 219V218H130ZM130 219H128V220H125V222H127V221H129ZM145 219V218H144ZM152 219V218H151ZM88 220V219H87ZM147 220V219H146ZM155 220H157V219H154V221ZM202 220V219H201ZM224 220V219H223ZM160 221V220H159ZM37 222V223H38ZM118 221H116L115 222V220H112V222H110V221H108V220H106V219H104V220H102L101 222H95L94 223V225H92V226H90L91 224V222L89 223V226H90V229H93V237L91 238V240H90V243L91 242H95V241H97V240H101L100 238H97V236L102 232V231H104L105 229H107V228H111V226L113 225V223L115 224V223H117ZM121 222V221H120ZM141 223H142V221H141ZM143 223H145V220L143 221ZM154 223V222H153ZM209 223V224H208ZM138 224V223H137ZM215 224V223H214ZM68 226H71V225H69L68 224ZM79 225H76V228L78 227ZM116 226H117V224H116ZM132 227H134V225H131ZM161 226V227H162ZM35 227V226H34ZM79 228V227H78ZM82 228V227H81ZM102 228H104V229H102ZM67 229V228H66ZM69 229V228H68ZM67 229V230H68ZM83 229V228H82ZM177 229V230H176ZM208 230V229H207ZM79 231H81L80 230V228H79ZM141 231V230H140ZM82 232V231H81ZM143 232V231H142ZM257 232H258V237H263L262 239H264V222L258 227V229H257ZM36 233V232H35ZM156 233V232H155ZM192 235V236H193ZM203 236V235H202ZM161 237V236H160ZM194 237V236H193ZM17 238H20L19 236H17ZM16 238V239H17ZM16 239H13V240H16ZM146 239V241H147V239H148V241L150 240V241H152L153 239H152V237L151 236H149V237H147V238H145ZM164 239V238H163ZM178 239V238H177ZM194 240V239H193ZM12 241V240H11ZM10 241V242H11ZM124 241V240H123ZM3 242L5 243L3 246H7L8 245V243H7V240H3ZM9 242V244H10V246L11 245H13V244H11ZM7 243V244H6ZM155 243V242H154ZM156 243L157 244H163L164 246H166V240L164 241V240H162V239H160V240H158V241H156ZM192 243V242H191ZM121 244H123V243H121ZM140 244V243H139ZM264 244V243H263ZM56 247H58L57 246V244H54ZM141 245V244H140ZM153 245V244H152ZM151 245V246H152ZM96 246V245H95ZM95 246H91V247H87V251H91L92 249H94V247ZM142 246V245H141ZM140 246V247H141ZM134 247V246H133ZM131 248V253L130 252H128V255H127V258H130V262H125L124 261V259H123V257H124V255H126V254H122L123 255V257H122V255H118V256H115L114 254H101L100 253V255H99V259H102V260H104L105 261V264H135L138 260H142V262H145L146 260H153V261H157V262H161L162 264H172V262L170 261V260H168V258L170 257V256H172V254H174L175 256H176V262H179L180 264H189L188 263V260L193 256V258H197V260L199 259H201L202 257H203V255H202V253H203V251H200V250H197V248H192V249H195L196 251H194L193 253H186L185 252V254H181V252H180V254L179 253H176L175 254V252H168V250L170 251V249L171 248H167V247H165V248H162V249H160L161 250V252L159 253V254H155L154 253V251H155V247L154 248H151L150 250H143L142 248H140V249H137L136 247H134V248H136V250L134 249V248ZM143 247V246H142ZM170 247V246H169ZM179 247V246H178ZM182 247V246H181ZM180 247V248H181ZM185 247V246H184ZM184 247H182V248H184ZM189 249L191 248V247H189V245L187 246ZM199 248V247H198ZM132 249H134V251L132 250ZM142 249V250H141ZM145 249H146V247H145ZM158 249V248H157ZM186 251V250H185ZM263 256H262V259L259 261V262H255L254 264H264V248H263ZM184 252V251H183ZM31 254H33V255H35L34 253H31ZM145 255V256H144ZM173 255V256H174ZM135 256H138V259H136V258H134ZM226 256H228V254L226 255ZM34 257H36V256H34ZM92 258L93 257H91V260H92ZM257 257H253L252 259L253 260H255ZM94 259H95V257H94ZM30 261L31 260H27V261H23V260H20V259H18V263H15V264H29L30 263ZM200 262V261H199ZM41 264H44V263H41ZM46 264V263H45ZM192 264V263H191Z\"/></svg>", "mask_w": 264, "mask_h": 264}]
</instances>
